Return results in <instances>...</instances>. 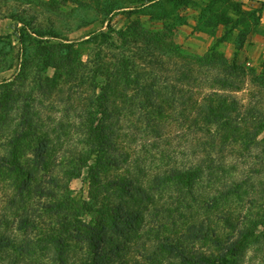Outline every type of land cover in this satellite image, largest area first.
<instances>
[{"label": "trees", "instance_id": "1", "mask_svg": "<svg viewBox=\"0 0 264 264\" xmlns=\"http://www.w3.org/2000/svg\"><path fill=\"white\" fill-rule=\"evenodd\" d=\"M34 33L32 40L20 35L22 68L0 84V182L14 180L7 207L18 232H0V264H68L74 244L86 249L76 264H116L128 246L150 264H264V215L258 221L253 211L264 201V110L244 107L232 93L237 63L214 52L177 63L180 77L164 80L161 89L156 74L138 62L74 60L76 43L49 44ZM198 63L209 70L202 81L193 75ZM39 92L43 101L67 100L64 115L78 122L32 121L47 117L34 105ZM132 116L139 122H129ZM32 134L36 140L29 143ZM154 150L160 163L153 166ZM60 166L70 179L55 175ZM85 169L93 178L107 169L124 171L116 175L113 195L121 193L112 213L57 240L42 261L32 231L43 212L25 202L34 192L39 202L56 201L54 189L69 190ZM171 200L179 207L172 209ZM151 220L156 227H149ZM253 245L258 249L246 256Z\"/></svg>", "mask_w": 264, "mask_h": 264}, {"label": "rangeland", "instance_id": "2", "mask_svg": "<svg viewBox=\"0 0 264 264\" xmlns=\"http://www.w3.org/2000/svg\"><path fill=\"white\" fill-rule=\"evenodd\" d=\"M36 31L44 35L39 40L44 39L49 44L59 41L76 43L74 60L106 64L125 57L131 63L138 62L146 69H151L153 75L156 74L161 89L162 85L165 87L164 80L171 83L180 77L177 63H191L214 52L217 59H225L228 64L237 63L236 75L233 76L235 84L231 90L240 104L264 110V0H0V84L11 81L22 68L20 35L29 33L27 39L32 40ZM33 62L36 63V60ZM195 67L197 70L193 75L201 81L205 80L208 66L198 63ZM54 72L55 69L51 68L48 74L53 76ZM119 90L122 91L121 88ZM41 95L39 92L34 105L39 114L44 113L48 118H35L32 121L47 122L50 117L53 125L78 122L69 114V109L70 117L64 115L70 106L67 100L43 101ZM118 101L122 102L120 98ZM40 102L47 109L39 108ZM21 112L20 108L15 112L16 123H20ZM123 113L120 123L125 127V109ZM127 120L139 122L136 116ZM179 121L185 123L182 118ZM170 125L176 127L178 122ZM27 140L32 143L36 136L28 135ZM121 145L125 149V136ZM165 147L161 145L162 149ZM158 151L154 150L156 157L151 161L153 166L160 163ZM64 169L56 167L55 175L70 179V176L61 172ZM103 173L93 178L88 175L89 170L85 169L82 177L72 180L69 190L54 189L58 193L56 201L49 202L50 198H47L39 202L35 192L27 199L25 204L32 211L43 212L38 228L32 231L39 238L35 249L42 261L53 252L56 241L68 239L70 233L76 232V227H82L84 223L106 222L112 213L113 202L118 200L121 193L113 195L118 184L116 175L124 171L107 169ZM91 179H95L94 184L90 183ZM13 183L11 178L0 182V232L11 236L18 233L7 207V196L14 187ZM180 203L171 200L169 205L174 209ZM263 203L262 200L258 201L259 205L253 209L256 213L254 218L258 221H263ZM41 205L45 208H41ZM6 221L9 227L1 228ZM180 222L177 221L178 226ZM157 224L151 220L149 227L154 228ZM131 248L134 249V246L126 249V256L125 249L121 252L124 263L126 258L129 264L136 261L150 264L138 258ZM257 249L258 246L253 245L246 256L250 257ZM85 250L79 245H72L68 250V264H76ZM123 261H116V264ZM256 261L260 264L258 259Z\"/></svg>", "mask_w": 264, "mask_h": 264}]
</instances>
